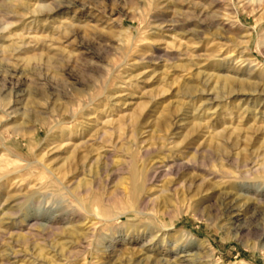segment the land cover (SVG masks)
Returning <instances> with one entry per match:
<instances>
[{
	"label": "rangeland",
	"instance_id": "1",
	"mask_svg": "<svg viewBox=\"0 0 264 264\" xmlns=\"http://www.w3.org/2000/svg\"><path fill=\"white\" fill-rule=\"evenodd\" d=\"M0 264H264V0H0Z\"/></svg>",
	"mask_w": 264,
	"mask_h": 264
},
{
	"label": "bare ground",
	"instance_id": "2",
	"mask_svg": "<svg viewBox=\"0 0 264 264\" xmlns=\"http://www.w3.org/2000/svg\"><path fill=\"white\" fill-rule=\"evenodd\" d=\"M214 144H216V143H214ZM219 146V145H218ZM212 148H213V146H211ZM215 147V146H214ZM218 148V147H217ZM206 158L205 157H202V158H200L199 160H197V161H195V162H188V163H183L182 165L183 166H191V167H193V168H197V169H200V170H203V167H204V165L206 164ZM179 164V163H178ZM181 164V163H180ZM173 166H171V168H172Z\"/></svg>",
	"mask_w": 264,
	"mask_h": 264
}]
</instances>
